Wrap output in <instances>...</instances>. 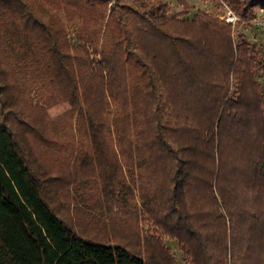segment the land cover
<instances>
[{
  "label": "trees",
  "instance_id": "16d2710c",
  "mask_svg": "<svg viewBox=\"0 0 264 264\" xmlns=\"http://www.w3.org/2000/svg\"><path fill=\"white\" fill-rule=\"evenodd\" d=\"M176 1L186 14L190 9L186 0ZM62 2L75 8L72 14L82 25L73 47L76 66L73 70L66 62V83L61 87L75 96L78 121L88 122L83 123L81 134L92 145L97 167L104 175L108 169L116 170L118 163L108 156L117 152L136 158L135 168L147 172L155 187V194L148 195L149 212L191 264H264V119L259 120L254 99H226L225 72L222 76L214 74L215 69L200 73L195 59L202 57L204 48L183 28L191 23L212 29L217 24H209L200 12L194 20L168 22L159 2L142 14L128 9L135 49L165 90L163 108L174 114V121L167 119L161 125L162 98L155 95L135 54L122 44L120 29L109 46H97L103 23L119 24L117 9L111 7L107 14L106 0ZM260 5L264 0L243 6L240 21H250L254 7ZM15 12L22 29L39 37L41 47L36 52L42 55L46 42L39 31L45 32V27L27 11L15 7ZM54 23L57 34L64 35L57 17ZM252 48L250 59L256 71L260 63ZM137 71L144 78L143 87L130 84ZM253 83L258 86L254 76ZM212 86L222 87L214 92ZM1 93L0 87V97ZM112 102L117 110L109 123ZM82 150L76 148L78 155ZM103 184L111 185L107 174ZM0 264H147L122 244L78 235L56 215L44 199L40 175L26 163L4 124L1 109Z\"/></svg>",
  "mask_w": 264,
  "mask_h": 264
},
{
  "label": "rangeland",
  "instance_id": "374dc122",
  "mask_svg": "<svg viewBox=\"0 0 264 264\" xmlns=\"http://www.w3.org/2000/svg\"><path fill=\"white\" fill-rule=\"evenodd\" d=\"M250 1L186 0L190 9L185 14L184 7L176 0H106L103 10L108 14L110 8L115 7L120 22L118 25L103 23L97 46H109L118 39L116 34L120 29L122 44L135 54L134 59L139 62L142 73L146 72L145 77L155 95L162 98L158 106L162 125L167 119L174 121V114L171 109L163 108L165 90L154 69L148 66L149 62L135 49L136 41L127 14L130 8L140 14L146 13L149 5L156 2L163 5L168 22L172 18L194 20L198 12L204 13L209 24H217L212 29L191 23L182 26L186 35L204 48L205 53L195 59V66L203 75L210 69H215L217 75L220 72L219 76L225 72L222 92L226 99L229 96L242 102L254 99L261 120L264 119V5L254 7L253 18L242 23L243 6H248ZM15 7L21 13L27 11L45 27V32L39 31L43 44L46 42L42 55L36 52L41 47L39 37L22 29ZM72 12H76L75 8H66L62 0L56 4L51 0H0L2 120L12 131L26 163L40 175L44 199L75 233L90 240L122 244L140 254L147 264H191L177 242L159 229L149 212L152 205L148 199L151 193L155 194V187L147 172L135 168L136 158L130 159L118 152L114 157L109 155L119 167L114 171L108 169L104 175L102 168L97 167L91 143L81 134L83 123L88 122L79 120V123L75 96L69 88L61 87L66 83V62L73 70L76 66L73 47L78 44L76 35L82 23ZM56 17L64 35L55 31ZM157 41L155 47L159 46ZM252 47L260 63L256 71L250 59ZM95 58L100 59V56L95 55ZM140 71L130 81L132 87H143ZM218 78L221 82V77ZM221 87L215 86L212 91H219ZM116 110L117 103L112 102L111 113L107 116L109 123ZM113 145L116 146L114 142ZM77 147L83 149L79 155ZM106 174L111 178L107 188L103 184Z\"/></svg>",
  "mask_w": 264,
  "mask_h": 264
}]
</instances>
